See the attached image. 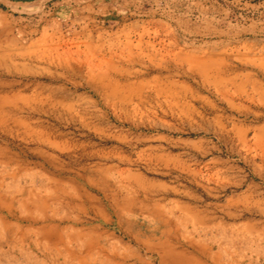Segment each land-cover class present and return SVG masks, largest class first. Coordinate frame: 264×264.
Returning a JSON list of instances; mask_svg holds the SVG:
<instances>
[{
    "label": "rangeland",
    "instance_id": "374dc122",
    "mask_svg": "<svg viewBox=\"0 0 264 264\" xmlns=\"http://www.w3.org/2000/svg\"><path fill=\"white\" fill-rule=\"evenodd\" d=\"M81 258L264 264V0H0V264Z\"/></svg>",
    "mask_w": 264,
    "mask_h": 264
},
{
    "label": "crops",
    "instance_id": "0c3cea01",
    "mask_svg": "<svg viewBox=\"0 0 264 264\" xmlns=\"http://www.w3.org/2000/svg\"><path fill=\"white\" fill-rule=\"evenodd\" d=\"M50 232V231H49ZM77 233H79V232H77ZM81 236V235H80ZM80 240V239H79ZM92 241H94L93 239H92ZM55 243H58V244H63V242H62V237H58L57 238V241H54ZM70 245V244H69ZM89 245V244H88ZM156 248H159V249H163L164 248V246H162V245H158V246H156ZM172 253H174L173 251H171ZM72 254H73V256H76V252L75 251H73V252H71ZM82 259V261H83V264H88L89 262V259L88 258H81ZM88 262V263H87ZM109 264V263H108ZM111 264V263H110Z\"/></svg>",
    "mask_w": 264,
    "mask_h": 264
}]
</instances>
